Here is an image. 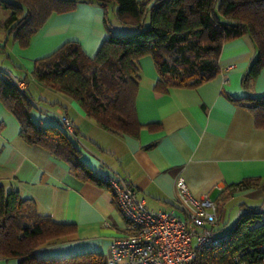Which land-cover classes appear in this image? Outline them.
Returning a JSON list of instances; mask_svg holds the SVG:
<instances>
[{
	"label": "crops",
	"instance_id": "0c3cea01",
	"mask_svg": "<svg viewBox=\"0 0 264 264\" xmlns=\"http://www.w3.org/2000/svg\"><path fill=\"white\" fill-rule=\"evenodd\" d=\"M139 1L148 7L152 4ZM8 16L9 11L0 7V22ZM134 30L119 21L114 2H80L71 9L52 12L26 47H21L9 30L0 28V44L5 42L10 53L6 54L12 56L11 63H0V70L7 78L26 80L32 120L60 127L96 177L122 178L145 197L149 208L177 214L181 213L177 180L182 178L193 196L208 195L216 202L220 224L215 231L225 232L220 225L226 201L239 195L264 197L259 186L232 194L226 191L229 184L244 178L264 183V128L256 127L252 114L232 100L264 95V67L256 78L243 82L257 55L249 35L225 42L218 58L220 72L193 88L173 86L165 92L156 91L159 74L153 59L140 57L135 105L142 127L136 136L101 128L73 98L32 76L34 60L52 54L68 41L78 42L85 54L93 57L109 32ZM62 115L71 121L72 134L61 124ZM19 129L17 119L0 100V186L32 200L40 215L75 224L73 233L39 245L36 257L54 259L98 252L106 258L111 239L125 233L111 191L81 180L41 145L26 143ZM238 208L237 218L248 209L257 210L244 201ZM0 264L18 263L15 258H0Z\"/></svg>",
	"mask_w": 264,
	"mask_h": 264
},
{
	"label": "trees",
	"instance_id": "16d2710c",
	"mask_svg": "<svg viewBox=\"0 0 264 264\" xmlns=\"http://www.w3.org/2000/svg\"><path fill=\"white\" fill-rule=\"evenodd\" d=\"M151 1L148 7L139 0H0V7L9 11L0 28L9 30L14 40L26 47L52 12L71 9L80 2H114L119 21L134 31L109 32L93 57L87 56L78 42L68 41L52 54L34 60L32 76L73 98L101 128L133 136L142 127L135 105L140 57H152L159 74L154 89L159 92L173 86L193 88L213 79L220 72L222 45L243 34L249 35L257 49L243 82L256 78L264 67V0ZM0 100L17 119L19 136L26 143L46 148L81 180L107 188L81 162L78 148L60 127L32 120L29 97L1 70ZM232 100L252 114L256 127L264 128V95ZM258 186L264 189L258 178H244L229 184L226 191L232 194ZM74 231L75 224L40 215L32 200L0 186V258H15L18 264H105V257L98 252L36 257L39 245ZM262 243L264 212L251 208L238 216L220 246L203 249L198 260L200 264H235L234 255L241 254L245 264H260Z\"/></svg>",
	"mask_w": 264,
	"mask_h": 264
},
{
	"label": "built area",
	"instance_id": "2783aa9c",
	"mask_svg": "<svg viewBox=\"0 0 264 264\" xmlns=\"http://www.w3.org/2000/svg\"><path fill=\"white\" fill-rule=\"evenodd\" d=\"M9 81L25 92L26 80L10 77ZM65 130L73 133L71 121L60 117ZM102 181L111 191L125 223V233L113 237L105 264H200L201 251L220 246L229 230L217 233L220 224L216 202L208 195L193 196L182 178L177 180L180 214L174 210H153L144 196L122 178L105 175ZM259 259L264 264V243ZM235 264H245L241 254L233 257Z\"/></svg>",
	"mask_w": 264,
	"mask_h": 264
},
{
	"label": "rangeland",
	"instance_id": "374dc122",
	"mask_svg": "<svg viewBox=\"0 0 264 264\" xmlns=\"http://www.w3.org/2000/svg\"><path fill=\"white\" fill-rule=\"evenodd\" d=\"M218 6L219 3L216 5V12H218ZM3 35V34H2ZM5 42H2L0 44V63L5 61H12V56H8L6 53L10 54L8 50L4 47ZM11 63V62H10ZM241 201L246 202L248 205H252L255 207L257 210L264 209V197H247L244 195H239L238 197H234L232 199H229L228 201L225 202L224 207H225V218L220 225L221 230L227 231L229 230L232 225L235 223V220L237 218V215L239 214L240 210H238V205ZM218 209V208H217ZM220 212L218 213V215Z\"/></svg>",
	"mask_w": 264,
	"mask_h": 264
}]
</instances>
